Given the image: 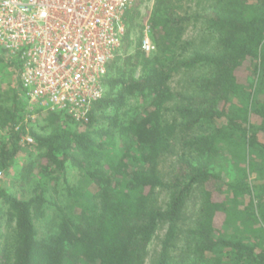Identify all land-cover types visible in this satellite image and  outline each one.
Listing matches in <instances>:
<instances>
[{
  "label": "trees",
  "instance_id": "16d2710c",
  "mask_svg": "<svg viewBox=\"0 0 264 264\" xmlns=\"http://www.w3.org/2000/svg\"><path fill=\"white\" fill-rule=\"evenodd\" d=\"M183 1L153 0L144 18L152 54L140 49L137 8L125 12L104 95L86 119L31 106L18 66L0 57L18 77L0 87V214L14 224L0 264H146L164 226L151 264H264V0H195L194 14ZM190 21L200 43L183 38ZM180 73L188 77L174 88ZM167 155L175 160L163 174ZM69 166L77 182L39 236L44 195ZM11 170L12 182L31 186L27 199L7 192Z\"/></svg>",
  "mask_w": 264,
  "mask_h": 264
},
{
  "label": "built area",
  "instance_id": "2783aa9c",
  "mask_svg": "<svg viewBox=\"0 0 264 264\" xmlns=\"http://www.w3.org/2000/svg\"><path fill=\"white\" fill-rule=\"evenodd\" d=\"M133 0H0V57L18 66L31 106L86 119L103 97ZM140 49L155 51L143 22Z\"/></svg>",
  "mask_w": 264,
  "mask_h": 264
},
{
  "label": "rangeland",
  "instance_id": "374dc122",
  "mask_svg": "<svg viewBox=\"0 0 264 264\" xmlns=\"http://www.w3.org/2000/svg\"><path fill=\"white\" fill-rule=\"evenodd\" d=\"M153 0H133L131 6L129 9L133 8L135 5V8H137L139 14L137 16V22L143 23L144 18L147 16L149 10L151 9ZM195 0H184L182 2V9L181 11H185L188 14H194L199 7H195ZM128 9V10H129ZM199 23H194L193 21H190L188 23V26L184 32L183 38L185 40H195L196 43H200L202 37L204 36L202 33V29L198 25ZM133 39L136 38L137 31L132 34ZM120 59L117 61L118 65H121L120 67L124 68L122 65V61L125 58L124 56H119ZM127 69V67H125ZM138 72L134 75H137ZM188 77V74H179L174 76L170 81L172 87L181 88L183 85V80H186ZM17 73L14 69H10L9 67L5 66L4 63H0V87L1 89H8L9 86H15L17 82ZM136 104V100L130 99L127 102L128 105H134ZM33 121V124H38L39 122L35 120V116L31 118ZM22 158H25V155H22ZM20 158V161L23 160ZM175 160L174 155H167L164 158H162L161 164H160V171L163 174H166L170 170V166L173 164ZM13 170L9 171L7 176L3 178V183L7 187V192L10 194H13L19 198L27 199L31 196V186L28 185L26 188H21L17 183L12 182L13 179ZM59 184L56 185V187H52L51 189L47 190V192L44 195L45 205L43 207V214L39 218L35 220V225L37 227L38 235L44 236L46 234H49L53 231L54 225L58 222V213L61 206L64 205V195L66 193V184L72 185L77 182V179L79 177V172L74 167H67V169L63 172L62 176H59ZM160 198L163 200L165 199L164 193L160 194ZM198 207V201L197 198L191 197L189 200L187 207L185 209V212L189 215L195 212V210ZM7 216L3 214H0V244L1 245H8L12 246L13 243V234H12V228L14 226L13 222H7ZM165 230L164 227H160L158 229V232L156 233L155 237H153L151 243L148 247V255L146 256V264H151L152 257L157 254V251L160 246V238L162 237ZM182 245V241L180 240L178 242V246L180 247Z\"/></svg>",
  "mask_w": 264,
  "mask_h": 264
}]
</instances>
